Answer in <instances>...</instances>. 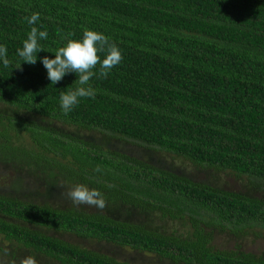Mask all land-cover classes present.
I'll use <instances>...</instances> for the list:
<instances>
[{"label": "trees", "instance_id": "obj_1", "mask_svg": "<svg viewBox=\"0 0 264 264\" xmlns=\"http://www.w3.org/2000/svg\"><path fill=\"white\" fill-rule=\"evenodd\" d=\"M33 13L40 20L29 25ZM33 26L48 37L30 65L18 49ZM85 29L109 37L123 60L106 79L93 77L95 99L65 116L60 95L78 77L52 85L42 59ZM0 45L10 61H0L5 260L138 264L117 257L124 250L169 264H264L240 244L215 245L222 233L264 238V0H0ZM81 134L139 143L159 164ZM188 167L231 175L240 191L196 181ZM77 184L99 190L107 207L52 203Z\"/></svg>", "mask_w": 264, "mask_h": 264}, {"label": "clouds", "instance_id": "obj_2", "mask_svg": "<svg viewBox=\"0 0 264 264\" xmlns=\"http://www.w3.org/2000/svg\"><path fill=\"white\" fill-rule=\"evenodd\" d=\"M29 25H35L40 20L39 13H33L30 17H25ZM48 37L47 31H41L33 26L23 41V47L18 49V56L23 63L35 65L37 63V53L44 52L39 44L40 40ZM99 53H106L102 59ZM123 60V55L118 46L110 41V38L103 33L85 29L82 40L69 39L65 46L59 47L55 52V59L47 56L43 57L42 64L47 70V78L52 85L61 82L69 73H75L78 79L75 81V90L62 92L60 95V108L62 114L69 115L80 103L82 98L95 99L97 90L90 81L97 75L100 78H107L112 69L118 66ZM0 61L4 67H8V51L5 45H0ZM22 64L17 65L21 69ZM99 69L98 73L95 71ZM101 172L100 166L94 169ZM75 207L86 205L103 211L107 207V202L103 194L96 189H89L83 184L71 187L66 193H62ZM10 255L8 249L0 251V257ZM7 264H16L14 259L7 261ZM19 264H38L37 259L28 255L20 259Z\"/></svg>", "mask_w": 264, "mask_h": 264}, {"label": "rangeland", "instance_id": "obj_3", "mask_svg": "<svg viewBox=\"0 0 264 264\" xmlns=\"http://www.w3.org/2000/svg\"><path fill=\"white\" fill-rule=\"evenodd\" d=\"M81 135H83V137H87V139L89 140H92L95 144H103L105 150H112L115 152L126 154L131 157H135V158L147 159V157H150V161L152 160L151 162L159 164L160 156L157 155V153L145 150L144 148L140 146L139 143L117 140L111 136L106 138V136H103L101 134H95V135L81 134ZM107 143H108V146H107ZM164 166L166 168H171V164L169 161L164 162ZM184 173L196 181H205L207 183L220 186L224 189L240 191V188H241L239 182L236 181L231 175L229 176L223 175V174L218 175V174L212 173L211 171L198 170L193 167L191 168L188 167V169L184 170ZM62 193H65V192L61 191L59 193V196H61L59 197L60 199L52 200V203L54 205H59V204H62L65 206L69 205L70 200H68L66 196L62 195ZM256 195L259 196L260 194L257 193ZM48 234L51 235L52 234L51 231L48 232ZM55 235L58 238L65 240L67 242L73 243L75 245L86 246L91 249L101 248L102 251L104 252L113 251V249L109 247L100 246L93 242L90 243L88 241H83L80 238L72 234L56 233ZM0 241H1V238H0ZM238 244H240V247L243 248V250L246 252H253L256 254L264 255V238L261 235H258L256 237L253 235H250L248 236V238H245V239L243 238L241 240L236 241L235 239H230L229 237L227 238L226 235L222 233L219 236H217V239L215 241V245L220 249H232V248H235V246ZM117 257L121 259L131 258L130 261H132L133 263H138V264H169L168 262L157 259L155 256L149 257V256H145L142 254L132 253L129 251H124V250L118 251ZM9 259L10 258H8V260H5V257H1L0 263L7 264V261H9Z\"/></svg>", "mask_w": 264, "mask_h": 264}]
</instances>
